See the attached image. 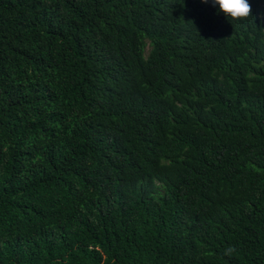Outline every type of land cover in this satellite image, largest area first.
<instances>
[{
	"label": "trees",
	"instance_id": "16d2710c",
	"mask_svg": "<svg viewBox=\"0 0 264 264\" xmlns=\"http://www.w3.org/2000/svg\"><path fill=\"white\" fill-rule=\"evenodd\" d=\"M249 3L0 0V264H264Z\"/></svg>",
	"mask_w": 264,
	"mask_h": 264
},
{
	"label": "clouds",
	"instance_id": "9594fccd",
	"mask_svg": "<svg viewBox=\"0 0 264 264\" xmlns=\"http://www.w3.org/2000/svg\"><path fill=\"white\" fill-rule=\"evenodd\" d=\"M208 3L209 0H203ZM213 7L219 6V12H222L226 17L232 20H244L252 15V7L249 0H211ZM236 249L234 246H229L225 249V255H232Z\"/></svg>",
	"mask_w": 264,
	"mask_h": 264
},
{
	"label": "rangeland",
	"instance_id": "374dc122",
	"mask_svg": "<svg viewBox=\"0 0 264 264\" xmlns=\"http://www.w3.org/2000/svg\"><path fill=\"white\" fill-rule=\"evenodd\" d=\"M149 47H150V46L148 45V46H147V49H146L147 53H148V51H149Z\"/></svg>",
	"mask_w": 264,
	"mask_h": 264
}]
</instances>
